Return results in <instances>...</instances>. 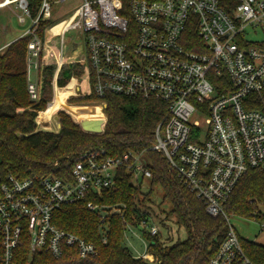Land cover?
Masks as SVG:
<instances>
[{
    "label": "built area",
    "instance_id": "1",
    "mask_svg": "<svg viewBox=\"0 0 264 264\" xmlns=\"http://www.w3.org/2000/svg\"><path fill=\"white\" fill-rule=\"evenodd\" d=\"M64 1L42 0L36 17L28 0L5 5L17 3L23 11L19 22H26L24 15L31 19L22 36H33L27 53L32 100L40 97L36 76L41 50L57 61L56 83L65 63V46L79 44L81 37L82 53L67 63L84 65L82 78H73L87 79L88 91L78 85L80 92L67 100L114 94L166 103L167 114L156 128L152 150L163 153L210 215L226 216L224 204L242 176L253 168L264 169V111L253 108L258 100L264 103V0H83L70 17L61 19L67 20L63 31L52 34L51 28L61 20L56 21L42 41L37 34L41 21L54 20V5ZM71 31L77 32L76 38H67ZM55 39L58 48L52 46ZM93 102L102 104L105 112L106 102ZM59 123L55 121L57 131ZM120 168L142 191L150 188L153 175L146 150L119 156L104 148L86 151L74 162L71 179L0 172V264L24 263L23 246L28 250L27 264L37 254L56 259L68 253L78 260L95 257L97 246L58 227L54 212L91 197L86 206L99 215L106 243L110 219L125 216L127 206L94 197L116 186ZM150 221L151 215L138 227ZM133 228L126 223L125 240ZM143 230L152 236L161 233L153 224ZM150 255L147 251L136 257L157 261ZM207 264L256 263L229 221L226 239Z\"/></svg>",
    "mask_w": 264,
    "mask_h": 264
},
{
    "label": "trees",
    "instance_id": "2",
    "mask_svg": "<svg viewBox=\"0 0 264 264\" xmlns=\"http://www.w3.org/2000/svg\"><path fill=\"white\" fill-rule=\"evenodd\" d=\"M28 2L32 16L36 17L42 0ZM54 23L53 19L41 21L37 34L42 41L46 37L47 27ZM32 38L31 34L21 36L0 50V172L26 177L57 176L71 179L72 166L82 153L104 148L112 156L146 150L153 176L150 189L145 192L133 184L132 175L125 168H120L116 186L94 197L105 204L127 206L125 216L115 215L110 219L106 243L100 230L99 215L86 206L91 197L54 212L53 221L58 227L97 246L98 254L95 257L78 260L68 253L56 259L48 254H37L31 264H207L226 239L232 216L261 220L264 169L253 168L246 172L224 204L227 217L223 214L214 217L207 212L205 202L187 188L170 168L163 153L152 150L156 128L167 114V104L163 101L114 94L104 98L95 94L71 97L68 100L70 104L58 100V97L68 94L75 87L76 80L69 84L71 79H81L84 74V65L67 63L79 58L81 53L77 54V43L68 45L67 50V46L64 48L65 63L57 74V84L64 88L56 86L55 100L49 106L53 100V81L58 64L55 57L41 50L36 76L40 97L36 101L32 100L27 75L28 44ZM52 46L59 47L57 39L52 41ZM68 50L73 53L67 54ZM93 101L107 104V122L100 134L87 132L79 125L83 120H104L102 105L87 103ZM256 103L253 108L264 111V103L260 100ZM54 110L65 111L58 113L61 124L58 132L50 131L55 129ZM46 112L52 114V124L44 119ZM36 120L44 130L38 129ZM157 188L163 190L164 200L171 206L168 214L186 229L188 237L167 246L160 235L152 236L143 230V236L149 241L148 252L157 258V261L150 262L137 258L125 247V231L126 223L138 227L150 216L146 206ZM241 243L256 264H264V245L243 239ZM20 251L23 255L22 264H27L26 246Z\"/></svg>",
    "mask_w": 264,
    "mask_h": 264
},
{
    "label": "rangeland",
    "instance_id": "3",
    "mask_svg": "<svg viewBox=\"0 0 264 264\" xmlns=\"http://www.w3.org/2000/svg\"><path fill=\"white\" fill-rule=\"evenodd\" d=\"M82 2L83 0H65L62 3L58 2L53 7L54 22L59 21L65 17H70L76 11V9L80 7ZM22 14L23 11L20 8H18L17 3H12L8 6H4L0 8V48L3 45L7 44L8 42L11 43L15 41L28 29H30L31 19L28 16L24 15L26 18L25 23L19 22L18 16H21ZM55 25L56 26L52 28V32H57L58 28L61 26L60 24L59 25L55 24ZM76 36H77V32L71 31L68 33L67 38L69 37L76 38ZM77 40L80 41L76 47L77 54H79L82 53L81 51L83 49V41L81 37H79ZM68 47L69 46L67 44L66 50L68 49ZM72 53L73 52L71 50L67 51V54H72ZM74 79L76 80L77 78H73L69 82V84ZM81 90L84 91V88L82 86H81ZM77 92H80V90L77 89ZM56 94L57 93H55V95ZM68 104L70 103L68 102ZM78 104H85V103H78ZM92 104H99V103L92 102ZM71 105H76V104H71ZM61 111L65 112L64 110H59V112ZM102 111L105 116L103 105H102ZM43 117L46 120V122H48V124H52L53 118L50 112H46L43 115ZM54 117H55V121L56 122L58 121L59 123L58 114L55 113V110H54ZM51 132H57L56 128L54 129V131ZM149 189H150L149 187L146 188V191H148ZM163 196H164L163 190L161 188H157L149 205L146 206L147 211L150 212L151 215L150 223L146 226L134 227L132 231L135 232L136 235H134L131 230H128L127 232L128 239L125 240L124 245L131 251V253L134 256L146 253L148 251V246L146 247L145 243L147 245L149 244L148 241L143 237L142 229L143 228L148 229V227L152 224L160 226V230H161L160 239L163 242H165L167 246H172L178 241H184L188 237V233L186 229L177 222L174 216H170L168 214V211L171 209V206L167 201L164 200ZM260 211L262 212L261 220H254V219L248 220L233 216L230 218V222L240 239L251 240L264 245V208L261 207Z\"/></svg>",
    "mask_w": 264,
    "mask_h": 264
},
{
    "label": "bare ground",
    "instance_id": "4",
    "mask_svg": "<svg viewBox=\"0 0 264 264\" xmlns=\"http://www.w3.org/2000/svg\"><path fill=\"white\" fill-rule=\"evenodd\" d=\"M9 2H10V0H2V1H0V7L1 6H5L6 4H9ZM72 18V17H71ZM67 23V20L66 19H64V20H61L60 22H58L57 23V25H61L60 26V28L57 30V32H54L55 34H58V33H61L62 31H63V28L65 27V24ZM54 26H56V25H54ZM53 26V27H54ZM52 27V28H53ZM51 28V29H52ZM82 86L83 88H84V91H88V84H87V79H83L82 81H78L77 79H76V85H75V87L73 88V90H71V92H69L68 93V96L69 95H77V86ZM56 89H57V87H55V93H56ZM50 105V104H49ZM151 256V255H150Z\"/></svg>",
    "mask_w": 264,
    "mask_h": 264
},
{
    "label": "water",
    "instance_id": "5",
    "mask_svg": "<svg viewBox=\"0 0 264 264\" xmlns=\"http://www.w3.org/2000/svg\"><path fill=\"white\" fill-rule=\"evenodd\" d=\"M104 124L106 125L104 120H83L79 125L82 127L83 130H85L87 132L100 134L103 132V130L105 128V126L103 128ZM59 127L61 128L60 123H59Z\"/></svg>",
    "mask_w": 264,
    "mask_h": 264
},
{
    "label": "crops",
    "instance_id": "6",
    "mask_svg": "<svg viewBox=\"0 0 264 264\" xmlns=\"http://www.w3.org/2000/svg\"><path fill=\"white\" fill-rule=\"evenodd\" d=\"M22 35H23V34H22ZM22 35H21V36H22ZM21 36H20V37H21ZM8 44H9V42H8L7 44L3 45L0 49L3 50ZM56 86H57L58 88H64V87H59V86L57 85V82H56V83H53V87H54V89H53V91H54V98H55V87H56ZM65 87H66V86H65ZM54 98H53V100H54ZM59 99H60L61 102H64V103L68 104V102H67L68 94H64V95L60 96ZM58 112H59V111H56L55 113L58 114ZM58 118H59V117H58ZM57 125L59 126V124H57ZM58 126H57V127H58ZM57 132H58V131H57Z\"/></svg>",
    "mask_w": 264,
    "mask_h": 264
}]
</instances>
